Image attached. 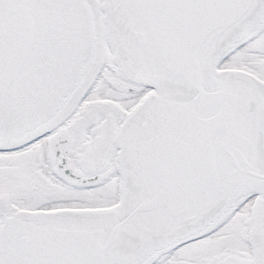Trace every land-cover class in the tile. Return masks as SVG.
<instances>
[{"label": "snow or ice", "instance_id": "1", "mask_svg": "<svg viewBox=\"0 0 264 264\" xmlns=\"http://www.w3.org/2000/svg\"><path fill=\"white\" fill-rule=\"evenodd\" d=\"M0 264H264V0H0Z\"/></svg>", "mask_w": 264, "mask_h": 264}]
</instances>
